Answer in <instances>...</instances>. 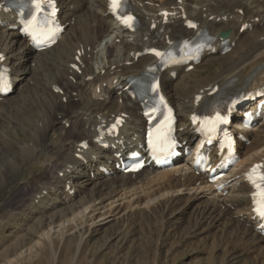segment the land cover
Segmentation results:
<instances>
[{
	"label": "bare ground",
	"instance_id": "obj_1",
	"mask_svg": "<svg viewBox=\"0 0 264 264\" xmlns=\"http://www.w3.org/2000/svg\"><path fill=\"white\" fill-rule=\"evenodd\" d=\"M4 1L0 0V68L9 70L14 82L12 95L32 74L36 85L32 94L37 113L31 117L33 124H29L33 128L22 137L17 155L14 154L19 163H39L47 175L42 173L40 179H34L32 194L23 196L14 209L27 222L36 223L30 225V233L38 231L39 238L33 244L22 241L19 248L27 247L24 252L37 257L46 247L53 248L54 237L61 240L72 231L96 227L99 230L101 225L110 223L119 227L136 221L151 224V219H156V223L167 217L177 221L185 215L181 207L194 205V210H189L194 224L200 227L206 222L211 229L213 221H222L223 228L214 237L229 246L246 245L264 259V237L254 228L251 186L244 178V172L254 164L261 163L264 171V120L244 133L248 143L238 145L240 159L225 177L228 184L222 191L207 183L204 176L194 174L188 162L160 170L144 168L127 175L114 168V156L139 149L142 142L141 110L127 95L125 80L156 63L152 56H139L144 50L165 51L173 42L189 40L201 29L217 37L221 32L229 33L233 47L227 54L219 52L217 40L189 72L177 68L175 77L167 70L161 74V91L175 111L179 141L189 142L193 117L211 106L222 91L248 94L264 86V35L253 36L255 39L248 42L264 25V0H132V14L138 20L133 33L113 19L106 0H54L59 9L58 20L69 32L61 35L51 49L39 53L21 40L17 31L9 30L17 23L12 13L2 9ZM245 26H250L251 31H240ZM106 38H113L112 43L118 40L119 45L106 42L98 62L94 51ZM118 46L123 55L117 58L114 54ZM92 61L96 62L94 72ZM9 97L0 100L2 126L9 124L15 109L19 111ZM27 112L23 110L20 116L29 123ZM116 118L124 122L119 135L105 136L103 132ZM56 119L63 122L62 136L57 138L53 152L44 155L42 144ZM99 140L108 146L101 147L96 143ZM4 146L6 150L14 148L10 144ZM11 160V171L18 170ZM102 167L110 175L105 176ZM217 239L212 241V250L219 246ZM78 244L80 251L81 242Z\"/></svg>",
	"mask_w": 264,
	"mask_h": 264
},
{
	"label": "rangeland",
	"instance_id": "obj_2",
	"mask_svg": "<svg viewBox=\"0 0 264 264\" xmlns=\"http://www.w3.org/2000/svg\"><path fill=\"white\" fill-rule=\"evenodd\" d=\"M158 4L159 1H157L155 6ZM93 26H95V24H93ZM68 32L69 31L66 29L65 34H68ZM263 35L264 25L261 24L256 30V33L249 37L248 42L254 40L255 37H261ZM112 40L113 38H106L103 44L97 45L95 49L96 52H94L98 54V62L102 57L101 55L104 54H102L104 51L101 53L100 51L102 48L104 49V44L106 42L112 44L111 46H114V44L119 45L118 40L113 43ZM121 49L122 48L119 46L116 48V53L114 55H117V58L123 55ZM90 66L94 72L96 62L92 61ZM29 67L32 69L34 63H29ZM33 75L34 74L30 75L31 77H29L26 82H23L24 86H18L21 88L17 89V92L13 95L11 94L12 96L10 95L9 97L10 101L12 100L15 102V104L18 105L16 107L19 108V111H16L17 109L13 111L16 115L13 113L10 114L11 118L7 121L9 124L7 125L5 123V125L2 126L0 116V182L2 181V185L0 183V264H210V262H214L212 264H264V261H262L264 259L259 257V252L251 251L250 247L244 246L243 244H241L243 248L240 245H236V247L235 245L229 246L222 240L220 241V238L217 239L214 237L220 232V228H223L222 221H213L214 226L211 227V229L206 227L208 226L206 222H202L200 227L194 224L193 221H195V219L193 217L189 219V216H192L190 215V211L194 210V205H191L189 208L187 206H180V211H184L185 214V218L183 217L181 220L176 221L174 217H167L160 220L157 219L158 221L156 223V219H151V224L146 222L139 223L136 221L135 223L123 224L121 227L112 225L113 223L104 224L100 226L99 230L97 229L98 227H96L93 228L94 230L90 228L79 232L72 231L73 233H68L72 234V236H68L67 234L61 240L60 238L54 237L53 248L46 247L43 252L39 251L38 258L34 255L25 253L24 251L27 247L21 249L19 248V244L22 241L32 242V244L35 243L39 239L37 234L38 231L31 235L30 225L36 223H34V221L27 222L26 219L21 218L23 216L18 215L14 209L18 203H20L23 196L25 198L27 194H32L34 190H32V188H35L33 181H35L36 178L37 180L40 179L39 177H42L44 174V170L39 168V163L17 162V154L15 152L17 145L23 141L24 135H28L30 129L33 128L29 124H33L31 117L35 116L37 113L35 111L37 110V103L35 104V102H33L35 95L32 94L34 90H36V85L34 81L31 80H34ZM37 88H39V90L42 89L38 86ZM72 96L74 97V95ZM30 97H33L32 100ZM23 100L25 102L28 100V102L25 103ZM19 101L22 103H19ZM74 101L76 102L77 99ZM26 106H28V109ZM20 107L22 109H20ZM29 109H31L32 112ZM23 110L28 111L27 113L30 114L28 115L30 116L29 120L31 122H23L25 119L23 116H20ZM12 114L14 117L11 116ZM16 123H18V125H16ZM62 126L63 122L61 119H56V125H54L53 130L49 132L48 137L43 141L42 153L44 155H50L53 152V147L57 145L58 139L62 136ZM12 127H14V129ZM4 144H10L11 147L14 148H11L12 150H6ZM13 157L16 160H14ZM10 160H14L13 162L19 167L18 170L11 171V163L9 164ZM8 167L10 169H8ZM4 171L5 173H3ZM45 174L44 176L47 177ZM27 229H29V231ZM213 239H217V242L219 240V246L215 248L216 250H212ZM79 242H81L82 245L80 251ZM45 245L47 246L48 243ZM225 251L227 252L226 254H224ZM253 256H255V260ZM258 257L260 260H258ZM11 259H13L12 262ZM208 259H210V262H208Z\"/></svg>",
	"mask_w": 264,
	"mask_h": 264
},
{
	"label": "snow or ice",
	"instance_id": "obj_3",
	"mask_svg": "<svg viewBox=\"0 0 264 264\" xmlns=\"http://www.w3.org/2000/svg\"><path fill=\"white\" fill-rule=\"evenodd\" d=\"M48 2V7L52 9V12L50 15L54 16L55 14V6L54 4L51 3V0H47ZM44 3L45 0H34L33 7L36 10V13H40L43 8H44ZM111 4L113 9L115 10L118 7V4L116 0H111ZM120 18V17H118ZM35 20V16L33 17ZM122 22H124L127 26L131 27V21L132 17H126V18H121ZM32 26L29 25V27L25 28V32L33 37L35 40L37 38L36 32L35 31H30V28ZM189 27H195L194 24H189ZM56 29L49 24L46 23L44 30L41 31L40 35H42L44 38H51L55 35ZM154 51V50H153ZM154 54L156 56H163L162 53L154 51ZM2 79V78H0ZM161 103H163V98H161ZM170 119V118H169ZM218 122H226L224 118L217 117ZM119 120H117V124H119ZM261 165H255L247 174V179L248 181L258 190L259 192V201H258V206L255 209L258 213V215L264 219V173L260 172ZM256 199L255 194H254V200Z\"/></svg>",
	"mask_w": 264,
	"mask_h": 264
},
{
	"label": "water",
	"instance_id": "obj_4",
	"mask_svg": "<svg viewBox=\"0 0 264 264\" xmlns=\"http://www.w3.org/2000/svg\"><path fill=\"white\" fill-rule=\"evenodd\" d=\"M221 37H222V38L226 37V34H222Z\"/></svg>",
	"mask_w": 264,
	"mask_h": 264
}]
</instances>
